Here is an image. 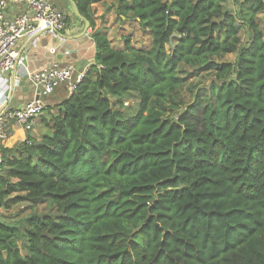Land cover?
Listing matches in <instances>:
<instances>
[{"label": "trees", "instance_id": "1", "mask_svg": "<svg viewBox=\"0 0 264 264\" xmlns=\"http://www.w3.org/2000/svg\"><path fill=\"white\" fill-rule=\"evenodd\" d=\"M71 1L94 29L103 0ZM226 2L121 0L147 48L93 31L76 89L0 148V209L43 206L0 221V264H264V0Z\"/></svg>", "mask_w": 264, "mask_h": 264}, {"label": "crops", "instance_id": "2", "mask_svg": "<svg viewBox=\"0 0 264 264\" xmlns=\"http://www.w3.org/2000/svg\"><path fill=\"white\" fill-rule=\"evenodd\" d=\"M105 1V0H103ZM102 1V2H103ZM54 5L61 4L64 6V15L66 17V30L63 35L66 36H83L67 40L62 36H52L49 34H39L34 42L30 43L25 38L20 40L16 49L23 50V60L25 59L26 65L17 66L12 73L0 74V104L5 102L6 108H18L25 102H28L34 97L33 88L30 81L26 77V72H33L42 66L52 63H60L72 66L76 71L82 70L85 72L89 66L94 62V42L91 34L94 30L99 29L106 34L111 42V46L115 49H123L122 38L129 37L131 45L136 47L137 42L145 41L149 43V38L144 36L140 30L137 19L130 17L128 13L125 17L118 16L120 30L117 41L109 37L111 30L104 27L114 29L116 25H110L113 16L108 13L109 20L106 24L105 18H102L104 12L98 14V19L95 20V27L87 28L84 30V24L80 16L74 12L71 0H50ZM101 2V3H102ZM100 3H96L92 8H98ZM57 6V5H56ZM58 7V6H57ZM21 12L20 6H9L6 9V18H12ZM144 42V43H145ZM87 63V64H86ZM67 96L63 87H58L54 92L44 98L45 106H54L62 101ZM46 114L45 111L42 113ZM41 128L40 120L34 129L29 132L30 136L37 137ZM27 132L20 128H13L10 137L7 139L4 147L10 148L26 139Z\"/></svg>", "mask_w": 264, "mask_h": 264}, {"label": "built area", "instance_id": "3", "mask_svg": "<svg viewBox=\"0 0 264 264\" xmlns=\"http://www.w3.org/2000/svg\"><path fill=\"white\" fill-rule=\"evenodd\" d=\"M13 5L20 6L21 12L6 18V9ZM65 30L66 17L50 0H0V74L22 66L23 50L16 49L20 40L25 38L33 43L39 34L61 36ZM85 72L55 62L26 72L34 97L18 108H6V101L0 104V148L5 145L13 128L32 131L46 108L44 98L58 87H63L70 95Z\"/></svg>", "mask_w": 264, "mask_h": 264}, {"label": "rangeland", "instance_id": "4", "mask_svg": "<svg viewBox=\"0 0 264 264\" xmlns=\"http://www.w3.org/2000/svg\"><path fill=\"white\" fill-rule=\"evenodd\" d=\"M243 0H230L226 3H224L225 8L230 9L232 11H235L238 7V5L242 2ZM117 0H105L102 3H100L98 5V8H92L93 10V17L94 20L98 19V14L100 12H104L105 14L102 15V18L106 17V24H108V13L109 15L111 14L113 16V18L111 19V23L110 25H116V27L114 29L110 28V27H104L105 29L111 30L109 37L112 38V40L117 41V37L119 35V28H120V24H119V19H118V15L117 12L115 11V5H116ZM58 6V8L63 12L64 11V6H62L61 4H56ZM119 5V3H118ZM66 12V11H64ZM258 20L264 24V14L260 13L258 15ZM242 36H243V32H241ZM148 37V36H147ZM149 38V37H148ZM146 41V40H145ZM145 41H140L137 42L136 47L137 48H147L148 44ZM123 42V40H122ZM145 42V43H144ZM173 41L172 43H170L169 45H167V50L169 51L171 49V47L173 46ZM234 54H229L227 55L226 59L229 61H232L234 59ZM210 77L208 75L205 74H200L198 76H189L185 82L184 88L187 90L189 89L190 92L186 91V100L189 99V93H194L198 87H202L205 86L209 83ZM184 96V93H183ZM125 104L129 105H135L136 101L134 98H125L124 99ZM35 131V129H34ZM34 210H36L37 212H40L43 210V206H37L32 207L29 204L26 203H19L13 207H11L8 210H3L0 209V221H7V222H17L23 218H25L27 215H29L30 213H32Z\"/></svg>", "mask_w": 264, "mask_h": 264}, {"label": "water", "instance_id": "5", "mask_svg": "<svg viewBox=\"0 0 264 264\" xmlns=\"http://www.w3.org/2000/svg\"><path fill=\"white\" fill-rule=\"evenodd\" d=\"M120 1H121V0H117L116 5H115V8L118 6V3H119ZM72 5H73V3H72ZM73 8H74V12L77 14L74 5H73ZM81 19H82V18H81ZM82 21H83V24H84V30L86 31V29L89 28V24H88L87 21H85V20H83V19H82ZM84 33H85V32H83L80 36H69V37L66 36V35H61V36H62L64 39H67V40H74V39H77V38L83 36ZM22 64H23V65H26L25 59L22 60ZM86 64H87V63H86ZM78 72H82V70H79ZM7 73H12V75H13V74H14V70H13V71H10V72H7Z\"/></svg>", "mask_w": 264, "mask_h": 264}]
</instances>
